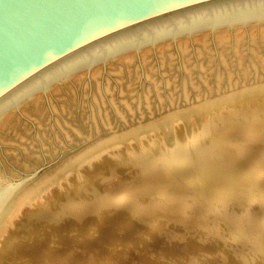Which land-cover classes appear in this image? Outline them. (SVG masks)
Listing matches in <instances>:
<instances>
[{"label":"rangeland","instance_id":"rangeland-1","mask_svg":"<svg viewBox=\"0 0 264 264\" xmlns=\"http://www.w3.org/2000/svg\"><path fill=\"white\" fill-rule=\"evenodd\" d=\"M262 79L264 20L249 21L167 36L91 62L6 108L0 119V226L18 213L14 233L8 231L14 258H22L19 264H240L241 256L257 254L243 238L231 245L232 255L203 252L207 242L196 240V226L204 225L198 212L188 214L178 196L159 203L167 172L144 171L127 159L107 160L82 175L76 181L83 185L67 199L46 192L42 208L27 203L96 149L122 138L127 143L135 130ZM101 194L122 196L118 202L127 195L132 203L112 210L101 204ZM132 207L143 213L134 215ZM259 212L255 205L246 233L261 232ZM94 226L99 229L91 232Z\"/></svg>","mask_w":264,"mask_h":264},{"label":"bare ground","instance_id":"bare-ground-1","mask_svg":"<svg viewBox=\"0 0 264 264\" xmlns=\"http://www.w3.org/2000/svg\"><path fill=\"white\" fill-rule=\"evenodd\" d=\"M147 129L142 132L133 131L127 143L122 138V143L103 146L92 152L93 154L80 158L77 164L71 167L73 171L70 169L62 173L61 170L58 177L51 178L27 204L36 211L35 208L40 209L44 206L43 199L51 193L57 194L58 198L67 199V193L71 194L70 192L79 187L80 183L83 185L84 180L76 181L82 175L86 176L94 168L98 169L101 163L107 160L123 159L121 160L123 163L127 159L126 162L129 161L127 163L135 162L141 165L144 171L160 169L167 172L163 185L165 189L160 192L159 203H163L168 195L178 196L188 214L198 212L199 220L204 221V225L196 226L198 237L196 240L207 242V245H204L205 249L203 245L201 247L203 249L200 248L203 252L207 251L210 257L214 256L215 250H219L220 254L228 252L232 255L231 245L237 240L247 239L245 241L253 242L259 250L255 255L250 252L248 256L240 255V264H264V79L244 83L230 93L206 99L188 110L171 114L163 122ZM151 130H157L156 134L150 133ZM241 152L247 154L241 156ZM241 165L247 167L239 169L242 172L238 174L235 170ZM67 168H70V165L65 167ZM170 180L174 184H170ZM167 184L168 188L165 187ZM46 192L43 198V193ZM100 197L101 204L112 210L126 206L125 203H132L127 195L122 202H118L122 196L115 199L101 194ZM111 200L115 204L110 203ZM255 205L260 207L259 214L263 212L261 225L263 231L248 234L245 226H248L251 220ZM131 210L134 215L143 213L136 207H132ZM103 211L105 210L100 213ZM45 213V210L39 211L38 215ZM18 216L17 213L16 219ZM185 217L181 218V222L186 221ZM16 219L5 220L0 226V264L22 262V258H14L11 249L15 243L12 241L14 235L11 237L10 233L15 227L13 222ZM98 229V226H94L90 231ZM93 234L91 233L88 238L90 239ZM212 252L213 254H209ZM236 262L239 263V260L236 259ZM228 263L233 264L231 261Z\"/></svg>","mask_w":264,"mask_h":264},{"label":"water","instance_id":"water-1","mask_svg":"<svg viewBox=\"0 0 264 264\" xmlns=\"http://www.w3.org/2000/svg\"><path fill=\"white\" fill-rule=\"evenodd\" d=\"M262 20L264 0H0V119L91 62L183 32Z\"/></svg>","mask_w":264,"mask_h":264}]
</instances>
